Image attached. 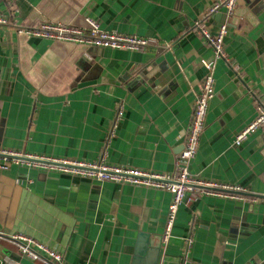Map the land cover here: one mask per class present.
<instances>
[{
	"label": "crops",
	"instance_id": "0c3cea01",
	"mask_svg": "<svg viewBox=\"0 0 264 264\" xmlns=\"http://www.w3.org/2000/svg\"><path fill=\"white\" fill-rule=\"evenodd\" d=\"M216 1L0 0V149L171 175L213 61L215 93L186 168L246 194L188 193L162 243L170 191L11 161L0 169V231L25 233L70 264H264V127L234 141L264 104V1L206 17ZM86 18L149 44L96 47L18 30L86 29ZM197 21L211 32L226 23V59L214 60ZM4 258L42 264L0 239Z\"/></svg>",
	"mask_w": 264,
	"mask_h": 264
},
{
	"label": "built area",
	"instance_id": "2783aa9c",
	"mask_svg": "<svg viewBox=\"0 0 264 264\" xmlns=\"http://www.w3.org/2000/svg\"><path fill=\"white\" fill-rule=\"evenodd\" d=\"M236 1H216L207 9L206 17L214 15L221 10L226 15H231L235 9ZM5 23H7V20L0 17V24ZM86 23V29L59 23L42 22L38 26L28 28L19 27L18 30L28 35L62 40L69 43L93 45L96 47L140 50L149 44V40L143 37L123 35L100 29L98 23L90 18H86ZM195 25L204 42L211 47L214 60L226 59L227 54L223 46L224 36L227 32L226 23H221L215 32H211L200 21H197ZM205 65L208 68V73L203 77L200 89L195 95L191 120L187 128L182 151L176 161V171L173 174L166 175L136 168L107 165L102 159L79 161L64 158H50L8 149H0V169H4L11 161H15L37 168L54 169L99 181L108 180L129 183L135 186L168 190L171 192L172 198L168 205L164 230L161 235L162 243H166L171 236L173 222L179 205L185 198H187V201L192 199V196L188 193H202L238 200L246 199L244 188L233 184L197 180L189 175L186 168L187 162L196 154L200 135L204 129L208 102L215 93L214 78L211 74L213 61L210 63L207 62ZM119 116L120 112H118ZM259 127H264V104L257 106L256 116L235 135L234 141L239 144L248 134L254 132ZM0 239H6L12 242L16 246L17 252L30 261L41 262L42 264H70L64 259L61 253L50 248L46 243L40 242L25 233L16 232L11 235H5L0 231ZM0 264L20 263L18 261L9 262L4 258L0 261Z\"/></svg>",
	"mask_w": 264,
	"mask_h": 264
},
{
	"label": "water",
	"instance_id": "95a60500",
	"mask_svg": "<svg viewBox=\"0 0 264 264\" xmlns=\"http://www.w3.org/2000/svg\"><path fill=\"white\" fill-rule=\"evenodd\" d=\"M141 249V248H140ZM142 254V250H140L139 252H137V255H141ZM150 264H156L155 262V258L152 259Z\"/></svg>",
	"mask_w": 264,
	"mask_h": 264
}]
</instances>
